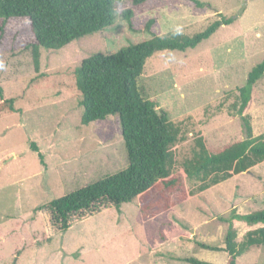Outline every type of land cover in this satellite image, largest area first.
I'll return each instance as SVG.
<instances>
[{
	"label": "rangeland",
	"instance_id": "1",
	"mask_svg": "<svg viewBox=\"0 0 264 264\" xmlns=\"http://www.w3.org/2000/svg\"><path fill=\"white\" fill-rule=\"evenodd\" d=\"M159 0L127 27L121 11L128 0H114L115 18L107 29L60 48H40L35 69L28 43L29 26L11 19L0 31V86L14 98L16 112H0V264H189L193 256L224 264L227 218L234 208L248 213L264 208V162L149 217L137 202L85 212L66 231L55 230L46 209L50 200L127 166L117 115L80 123L82 106L73 69L92 53H112L149 38L143 25L154 19L155 34H192L217 13L234 16L208 39L185 51L162 50L150 56L138 78L145 97L167 112L179 127L176 164L191 156L201 131L207 144L219 148L243 138L233 104L237 87L250 68L264 58V0ZM1 22V19H0ZM248 112L253 134H264V74L253 87ZM34 142L43 156L30 149ZM186 187L193 183L185 180ZM236 241L262 223L232 220ZM237 264H264V245H253Z\"/></svg>",
	"mask_w": 264,
	"mask_h": 264
},
{
	"label": "trees",
	"instance_id": "2",
	"mask_svg": "<svg viewBox=\"0 0 264 264\" xmlns=\"http://www.w3.org/2000/svg\"><path fill=\"white\" fill-rule=\"evenodd\" d=\"M128 1L130 5L120 14L127 27L134 30L133 19L159 0ZM188 1L200 8L209 6L200 0ZM114 18V0H0V31L11 19L29 26L28 47L35 69L39 66L40 48L59 50L72 41L107 29ZM234 19L217 13V18L195 33L170 31L159 35L152 30L154 19L151 18L143 25L149 38L129 43L112 53H92L73 69L82 106L80 123L88 125L117 115L128 163L121 171L40 206L48 211L55 230L66 231L85 212H98L105 206L119 209L122 204L133 201L142 215L153 217L264 162V134H253L248 114L254 103L253 87L264 74V58L250 68L244 83L237 87L232 110L239 119L243 138L212 148L198 131L193 138L191 156L181 166L175 160L179 127L167 112L156 108L155 100L145 97L138 85L146 60L155 52L195 48ZM14 101L4 97L0 86V112L18 111ZM30 149L37 152L43 164V156L34 142H30ZM185 180L193 186L186 187ZM219 219L227 223L224 246L197 244L203 249L225 251L224 264H237V258L251 246L264 245V226L246 231L236 241L232 224L233 219L248 225L264 224V208L248 213H238L233 208L229 217ZM182 260L189 264H215L193 256Z\"/></svg>",
	"mask_w": 264,
	"mask_h": 264
}]
</instances>
